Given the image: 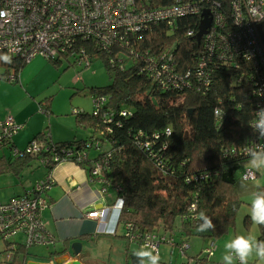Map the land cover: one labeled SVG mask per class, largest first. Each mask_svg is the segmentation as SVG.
<instances>
[{
	"label": "trees",
	"instance_id": "16d2710c",
	"mask_svg": "<svg viewBox=\"0 0 264 264\" xmlns=\"http://www.w3.org/2000/svg\"><path fill=\"white\" fill-rule=\"evenodd\" d=\"M136 1L150 8L187 3L192 9L173 20L156 21L137 35L130 47L137 57L114 48L116 65L109 63V54L101 52L99 58L112 83L92 88L93 103L99 96L106 98L103 109L98 115L95 106L92 114L82 112L80 122L97 133L90 142L110 144L105 150L109 154L106 178L114 194L116 186L124 188L120 222L166 232L178 243L198 226L199 213L204 212L216 226L208 237H224L235 225L245 203L243 197L264 190V186L244 178L248 148L264 147V139L250 127L260 99L258 68L248 60L240 61L237 67L229 64L207 47L205 38L198 41L196 35L206 7L221 14L227 27L233 26L231 6L236 0ZM263 27L264 22L262 31ZM165 52L167 56L162 57ZM145 53L157 58L150 73L145 69L149 58L138 55ZM11 57V63L0 61L6 68L0 77L8 81L16 75V84L27 62ZM201 59L204 69L199 68ZM49 61L64 65L59 60ZM72 142L58 145L83 149L87 143ZM249 219L247 215L245 224ZM258 227V240H264V226ZM8 247L5 243L4 253L10 251ZM11 256L8 264H26L29 249L20 243Z\"/></svg>",
	"mask_w": 264,
	"mask_h": 264
},
{
	"label": "built area",
	"instance_id": "2783aa9c",
	"mask_svg": "<svg viewBox=\"0 0 264 264\" xmlns=\"http://www.w3.org/2000/svg\"><path fill=\"white\" fill-rule=\"evenodd\" d=\"M140 3L136 0H0V13H3L0 16V54L22 58L27 64L43 56L48 61L67 60L72 67H90L95 58L104 52L109 54L110 64L118 65V54L114 56L112 49L117 48L122 54L129 51L137 57V53L130 48L137 35H141L156 21L173 20L192 9L187 3L164 8H150ZM206 9L210 10L211 17L212 14L215 16V19L212 17V28L203 37L207 47L233 66L237 67L240 61L248 60L258 68L257 93L260 99L256 102L255 111L259 110L264 107V35L260 28L264 22V0H236L231 6L234 25L228 27L226 20L215 9ZM83 45L89 49H84ZM138 55L150 59L145 66L147 73H150L157 64L155 54ZM166 56L167 52L162 55ZM199 68H205L203 59L199 61ZM16 81V75L8 77L9 83ZM105 100L101 96L94 100L96 115L103 109ZM19 130L20 126L9 117L1 124L0 146L9 143ZM92 148L102 150L103 144L87 142L85 148L78 149L52 142L33 141L19 153L20 157L39 156L40 162L52 169L72 158L84 162ZM108 155L103 151L93 162L90 171L91 179L101 183L99 197L102 199L109 194L110 187V181L103 175L109 168ZM257 177L256 172L248 169L244 172V178L248 181H254ZM52 179V175H49L34 186L30 194L12 198L6 204L0 203V237L4 243L10 244V252L19 245L15 241L11 242L19 234L26 235L25 245L28 248L55 245L56 237L48 230L43 218L44 211L50 206L45 192L50 188ZM115 193V205H104L102 209L85 213V216L103 222L111 212L116 213L117 226L122 225L128 242L134 243L138 240V228L131 222H120L125 202L124 188L116 186ZM191 208L195 210V207ZM146 240L155 243L158 249L163 243L178 246L175 236L155 231L146 233L143 243ZM178 247L180 252H185L182 246ZM212 250V246L207 250L209 257L212 256Z\"/></svg>",
	"mask_w": 264,
	"mask_h": 264
},
{
	"label": "rangeland",
	"instance_id": "374dc122",
	"mask_svg": "<svg viewBox=\"0 0 264 264\" xmlns=\"http://www.w3.org/2000/svg\"><path fill=\"white\" fill-rule=\"evenodd\" d=\"M38 58H42V61ZM33 61V63L26 64L23 69V74L27 75V81L24 82V86L19 84L6 86L0 83V98L7 99L10 104L19 102L16 105L19 107H26L31 111L29 116L34 119H37V117L42 114L41 106L38 104H50L53 111L50 122L54 124L55 130H57V126H60L61 130H66L68 135L70 133V135H76L79 138H89L92 136L94 132L93 127L87 126L86 122H80L79 118L82 117V112L92 114L94 111L92 88H103L112 83V79L102 59L95 58L93 65L90 67H80L78 65L70 67L66 71L63 70L69 66L67 60H64V65L60 66H56L43 56H39ZM58 67L61 69L59 70ZM4 71H6V68L0 66V73ZM0 78L4 82H8L5 78ZM25 90L30 93L29 96L32 95L31 98L35 101V105H33L31 100H26L25 102L21 101ZM43 125L44 122L42 121L41 126ZM17 136L20 137L22 141L24 140L22 132ZM109 148L110 144L106 143L104 149L107 150ZM24 149L25 147L20 150ZM8 151L6 150L7 157L12 158V162L17 160V156H15L14 153L12 154L9 149ZM95 154L96 151L92 152V156ZM0 155H3L2 150H0ZM9 164L10 162H7L6 165L9 166ZM6 165L4 161L0 159V168H4ZM42 166L44 165L36 160L33 166H26L22 177H18L15 171L16 168L14 169L16 174L10 173L3 175L4 177L2 176L3 178L0 179V203L6 204L10 201L12 196L19 194L18 188L22 183L21 180L26 183L27 178L32 181L39 173L43 176L45 169ZM246 167H248L247 163ZM10 169L11 167L9 166L8 170ZM257 173L258 177L256 181L251 182L258 186H264V170ZM112 193L113 190L109 192V195H112ZM243 199L245 203L237 214L235 225L224 237L214 240L208 237L209 231L205 233L197 232V226L192 229L188 237H185L186 241L180 240L177 243L178 246L180 245L183 247V250L186 252L185 256L181 254L177 247L168 243H163L161 248L158 249L160 262L165 264H198L199 261L206 260V264H222L224 245L226 242L237 235H252L258 239L260 234L258 225L253 224L251 219L245 224V217L249 215L250 211L251 195L244 196ZM118 228V235H123V227L120 225ZM98 236L97 239H93V237L91 240L80 238L79 241L84 247V256L87 255L90 260L98 264H125L126 259L129 260L127 248L132 254L140 247L138 243L127 242L123 237ZM14 241L26 244L27 237L24 234H19L11 240V242ZM211 246L213 248L212 256L209 257L207 250L210 249ZM59 247L60 245L57 246V248ZM53 249L54 248L48 250L44 246L32 248L29 251L28 258L29 260L46 262L48 252ZM4 251H6L5 243L0 237V261L2 259L5 261L8 253L9 256L12 255V252L4 253ZM18 262L21 263V260H18ZM236 264H238V262H236ZM250 264H264V261L252 258Z\"/></svg>",
	"mask_w": 264,
	"mask_h": 264
},
{
	"label": "crops",
	"instance_id": "0c3cea01",
	"mask_svg": "<svg viewBox=\"0 0 264 264\" xmlns=\"http://www.w3.org/2000/svg\"><path fill=\"white\" fill-rule=\"evenodd\" d=\"M38 59H41L40 61H42V58ZM33 60L31 61L32 63L34 62ZM21 73L19 74L20 81L16 84L24 86V82L27 81V75L23 74V70ZM0 83H3L6 86L15 85L14 83H6L1 78ZM23 93L24 96L22 97L21 101L25 102L26 100H31L33 105H35V101H33L31 98L32 95L29 96L30 93L27 90H25ZM93 93L94 92L92 91V96ZM16 104H10L7 99L0 98V124L7 121L9 117H12L15 121V124L20 126V130L11 138L9 143L1 145L0 147V150H2L3 153V155H0V159L4 161L5 165L7 164V162H10L9 166L11 167L10 170H8V165H6V167L4 168H0V179L4 177L3 175L15 173V171L18 177H22L26 166H33L34 161H36L35 159L20 157L19 153V151H24L25 149H27L29 144L33 141L41 143L53 142L57 144H69L72 141L90 142L97 134L94 131L92 136H90L89 138H79L76 135H70V133L68 135L67 131L61 130L60 126H57V130H55L54 124L50 122V117L53 113L52 106L50 104H38L41 106L43 115L41 114V116H38L37 119L29 116L31 111H29L26 107H19ZM42 121L44 122L43 126H41ZM21 132L24 139L23 141L20 137L17 136ZM101 143L103 144V149L94 150L92 148L88 153V158L84 162L70 160L64 161L59 163L52 169L42 166L45 169L44 175L42 176L39 173L32 181L27 178L26 183L21 180L22 183L18 188L19 194L11 197L12 199L15 197L30 194L34 186L49 177V175H52L53 182L50 184V188H48L45 192V196L48 199L50 206L44 211L43 218L46 222L48 230L56 237V240L58 242L56 248L58 245L61 246L63 241L69 246L72 243L79 242L80 238L91 240L92 237L93 239H97L99 237L98 235L114 237L113 235L117 229L116 213L113 214V212H109V217L103 222H99L96 219H90L85 216V213L93 211L95 208H97V206L105 205V207H107L108 205H115L117 199L116 193H112V195L108 194L103 199L101 197L100 199H98L97 192H99L102 187L101 183L98 180L93 181L91 179L90 169L93 166V162L98 157H100L103 151L105 152L104 148L106 142ZM24 147V150H20ZM8 149L12 152V154L14 153V155L17 156V160H15L14 162H12V158L7 157L6 150L8 151ZM94 151H96V154L92 156V152ZM38 161H40V159ZM106 172L109 171L106 170L103 172L104 177L107 176ZM108 190L109 192L112 190L111 186L108 187ZM119 237H121V235ZM181 239L186 240L184 238ZM177 248L179 249L178 246ZM83 249L84 247L82 245V250ZM127 254H129L128 248ZM130 255L131 254H129L128 256ZM6 256H8L9 258V253ZM81 258L85 262V264H87L86 262L98 264L93 260H90L87 255L84 256V252Z\"/></svg>",
	"mask_w": 264,
	"mask_h": 264
},
{
	"label": "clouds",
	"instance_id": "9594fccd",
	"mask_svg": "<svg viewBox=\"0 0 264 264\" xmlns=\"http://www.w3.org/2000/svg\"><path fill=\"white\" fill-rule=\"evenodd\" d=\"M3 13H0L2 16ZM0 61L11 63L12 57L7 54H0ZM253 132L259 139H264V107L256 111V118L250 125ZM171 135V133H168ZM248 170L260 172L264 170V147H249ZM245 188V184H241ZM195 205H193V208ZM249 216L253 224L264 226V190H257L251 193ZM198 219L200 223L197 232L205 233L215 229L212 219L204 212H200ZM10 252V251H9ZM137 264H160V255L155 243L146 240L134 251ZM255 258L264 261V240H258L252 235H237L224 245L222 264H250V260Z\"/></svg>",
	"mask_w": 264,
	"mask_h": 264
},
{
	"label": "water",
	"instance_id": "95a60500",
	"mask_svg": "<svg viewBox=\"0 0 264 264\" xmlns=\"http://www.w3.org/2000/svg\"><path fill=\"white\" fill-rule=\"evenodd\" d=\"M210 15L211 12L209 9H205V11L201 14L199 31L198 34L196 35V39L198 41H200L205 35H207L209 33V30L212 28L213 19ZM53 144L58 145L57 143H53ZM97 197L98 199H100L99 192H97ZM102 207L103 205L97 206V208L95 209H100ZM123 238L125 237L123 236ZM17 243L20 244L19 242ZM57 243L58 242L56 241L55 245L53 246H44L48 250L54 248L53 250L48 252V257L46 262L29 260L26 264H85V262L81 258L83 254V250H82V244L80 242L72 243L68 246L63 241L62 245L59 248H56ZM33 248H37V247H33ZM28 249L30 251V249L32 248H28ZM130 260H126V264H137V258L134 256V254L130 255ZM5 264H7V261H5Z\"/></svg>",
	"mask_w": 264,
	"mask_h": 264
},
{
	"label": "flooded vegetation",
	"instance_id": "af4514ba",
	"mask_svg": "<svg viewBox=\"0 0 264 264\" xmlns=\"http://www.w3.org/2000/svg\"><path fill=\"white\" fill-rule=\"evenodd\" d=\"M212 17L215 19V16L212 14ZM123 223H128V222H123ZM122 226V225H121ZM118 227H120V224H118V226H117V229H116V232L114 233V237H116V236H120V234L118 235ZM160 232V233H165V234H167L166 232H163V231H158V230H152V231H147V230H141V229H138V232H137V236H138V240L136 241V242H134V243H138L139 245H141L142 243H143V241H144V238L146 237V233H148V232ZM169 234V233H168ZM125 231H123V235H121V237H125ZM125 239H126V241L128 242L129 240L125 237ZM129 254H131V252L129 251ZM181 254L183 255V256H185V252H181ZM129 257V260H130V256H128ZM8 258V256L6 257V260L5 261H7V264H8V262H10L11 260H12V256H9V258ZM127 260V259H126ZM5 261H3V259L0 261V264H3V263H5ZM130 262V261H129ZM205 262V260H202V261H199L198 262V264H206V263H204ZM87 264H92V263H89V262H86ZM125 264H126V261H125ZM160 264H165V263H162V262H160Z\"/></svg>",
	"mask_w": 264,
	"mask_h": 264
}]
</instances>
